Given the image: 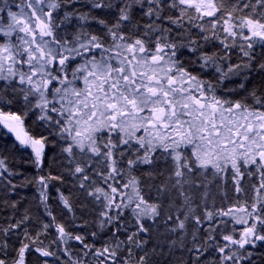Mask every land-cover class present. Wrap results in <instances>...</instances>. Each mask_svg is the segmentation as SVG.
I'll use <instances>...</instances> for the list:
<instances>
[{"label":"snow or ice","instance_id":"obj_1","mask_svg":"<svg viewBox=\"0 0 264 264\" xmlns=\"http://www.w3.org/2000/svg\"><path fill=\"white\" fill-rule=\"evenodd\" d=\"M0 126L49 218L11 264H264V0H0Z\"/></svg>","mask_w":264,"mask_h":264},{"label":"trees","instance_id":"obj_2","mask_svg":"<svg viewBox=\"0 0 264 264\" xmlns=\"http://www.w3.org/2000/svg\"><path fill=\"white\" fill-rule=\"evenodd\" d=\"M259 79L260 78L258 76L254 77L253 80L249 83V87H251L252 84L257 83ZM236 82H238V80H236ZM226 86L231 87L234 86V84H228L226 82ZM33 119L34 117H30L26 120L25 128L26 131H28L30 134L38 136L43 130L33 124ZM0 144L5 145L9 149V151L0 152V155L7 157L6 163L10 169H12L13 171H20L24 175L28 176L35 174V169L29 163L32 158L31 152L28 149L19 147L18 142H16L11 135L2 130V128H0ZM14 144L16 145V147L13 149ZM46 151L47 157L44 163V174H47L49 170L54 173H59L61 169H59L57 167V164L53 163L52 160L53 156L58 150L49 147ZM22 178L23 177L14 178V183L19 184ZM56 187H60L61 191H63L66 195L69 194V189L71 188L70 178L68 180V183L64 185L55 182V185L50 189L51 199L49 201V205L58 220L66 221L70 219V217H67L62 214L61 205L56 199ZM13 201L17 202L16 209H13L11 207ZM26 210L28 214L32 217V221L29 224V230L32 232L33 235H35V233L40 229L41 221H46L49 219L44 213V208L40 205L38 193L35 187H21L14 192H10L5 184H0V225L7 226V224L9 223V217H14V219L21 218V216L25 214ZM77 215H80L79 208H77ZM85 218L91 219V217ZM85 230L91 232L94 230V226L89 224ZM161 231H163V229H161ZM20 238L22 239V233L20 234ZM4 239L5 237L0 234V243H2ZM41 239L44 240L45 245H48L50 243L51 237H41ZM99 243L100 241H97V246H99ZM8 244L9 255L5 257V254L0 251V258H6L9 261V264H11L12 259L16 256V252L14 249L20 246L16 234H13L8 239ZM177 256H179V253H177ZM44 259L45 258L40 257L39 254L35 253L34 251L29 252L26 253L25 264H43ZM173 264H176L175 257H173Z\"/></svg>","mask_w":264,"mask_h":264},{"label":"rangeland","instance_id":"obj_3","mask_svg":"<svg viewBox=\"0 0 264 264\" xmlns=\"http://www.w3.org/2000/svg\"><path fill=\"white\" fill-rule=\"evenodd\" d=\"M26 127V126H25ZM0 128H2V126H0ZM2 130H4L5 132H7V129H3L2 128ZM25 130H26V128H25ZM8 133V132H7ZM9 135H11L14 139H15V137H14V135L13 134H11V133H8ZM30 152H31V149L29 148L28 149Z\"/></svg>","mask_w":264,"mask_h":264}]
</instances>
